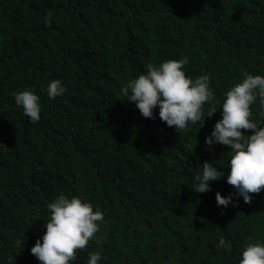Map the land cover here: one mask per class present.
Here are the masks:
<instances>
[{"label":"trees","instance_id":"16d2710c","mask_svg":"<svg viewBox=\"0 0 264 264\" xmlns=\"http://www.w3.org/2000/svg\"><path fill=\"white\" fill-rule=\"evenodd\" d=\"M185 56L187 76H210L204 115L217 112L177 132L158 108L143 117L121 87L149 63ZM245 72L264 75V0H0V264H40L29 250L61 193L104 214L99 244L71 264L97 248L100 264H239L248 240L264 243V190L217 206V191L233 192L230 149L205 137ZM51 79L68 91L50 100ZM26 88L40 96L36 123L14 102ZM250 109L264 122L258 100ZM204 161L225 177L195 193Z\"/></svg>","mask_w":264,"mask_h":264},{"label":"clouds","instance_id":"9594fccd","mask_svg":"<svg viewBox=\"0 0 264 264\" xmlns=\"http://www.w3.org/2000/svg\"><path fill=\"white\" fill-rule=\"evenodd\" d=\"M43 21L46 25L51 23V14H45ZM187 63V56L166 59L155 65L149 63L145 72L121 87V94L127 102L134 103L143 117L152 118L154 109L158 108V116L167 126H174L177 132L190 130L191 124L204 121L217 110L214 107L204 115L203 105L214 101L210 76L207 73L195 79L187 76L183 69ZM43 91L51 100L63 96L68 89L60 79H51ZM13 95L15 104L22 108V114L30 123L41 119L40 96L35 90L26 88ZM222 96L221 118L205 137V145L211 149L219 143L230 149L223 168L228 169L226 182L233 186V192L227 196L219 191L215 193L217 206L227 208L235 203L234 197L251 203V194L264 190V122L252 119L250 109L257 100L264 109V75L245 72ZM196 169L191 188L195 193L210 191L212 182L225 177L216 162L204 161L202 167ZM46 208L45 231L29 250L40 264H71L76 251L84 249L90 240L95 239L99 244L96 233L104 222V214L98 207L94 210L91 202L61 193L48 202ZM101 258L102 249L90 250L85 264H100ZM239 264H264V243L248 240L243 245Z\"/></svg>","mask_w":264,"mask_h":264}]
</instances>
